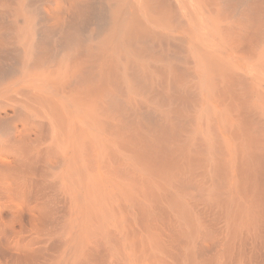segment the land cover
Returning <instances> with one entry per match:
<instances>
[{
    "label": "bare ground",
    "instance_id": "1",
    "mask_svg": "<svg viewBox=\"0 0 264 264\" xmlns=\"http://www.w3.org/2000/svg\"><path fill=\"white\" fill-rule=\"evenodd\" d=\"M0 264H264V0H0Z\"/></svg>",
    "mask_w": 264,
    "mask_h": 264
}]
</instances>
